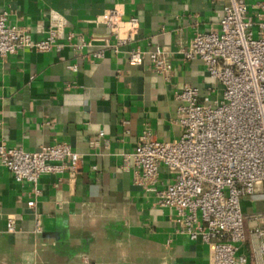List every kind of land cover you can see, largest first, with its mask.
Returning a JSON list of instances; mask_svg holds the SVG:
<instances>
[{
  "label": "crops",
  "instance_id": "obj_1",
  "mask_svg": "<svg viewBox=\"0 0 264 264\" xmlns=\"http://www.w3.org/2000/svg\"><path fill=\"white\" fill-rule=\"evenodd\" d=\"M249 11L264 0H247ZM117 7L123 18L140 20L135 44L162 48L172 56L169 79L158 75L147 57L130 64L107 48L102 58L84 59L73 47L62 51L25 49L0 56V144L35 151L44 145L69 143L83 156L75 176L45 174L38 182L36 208L27 204L30 185L18 182L0 163V264H210L211 248L175 231L173 211L157 204L135 180L126 159L140 136L150 131L158 140L179 138L175 93L180 84L209 87L213 97L221 85L204 62L185 60L179 53L197 32L220 27L223 2L212 0H0L9 23L25 27L35 39L45 36L53 12L67 21L75 40L92 42L83 53L105 48L114 40L102 22ZM69 64H76L77 70ZM100 132L104 136H100ZM172 181L166 167L160 185ZM247 238L240 253L246 264L264 263V236L251 233L263 223L249 214L264 210V194L245 196ZM35 212L44 232L34 233ZM9 217L17 231H7Z\"/></svg>",
  "mask_w": 264,
  "mask_h": 264
},
{
  "label": "built area",
  "instance_id": "obj_2",
  "mask_svg": "<svg viewBox=\"0 0 264 264\" xmlns=\"http://www.w3.org/2000/svg\"><path fill=\"white\" fill-rule=\"evenodd\" d=\"M212 1L223 2L220 27L195 33L179 53L185 60L204 62L211 78L221 85L218 96H212L211 87L203 94L194 84H180L175 93L179 138L158 140L147 130L126 159L133 161L136 182L154 194L158 205L173 211L176 233L210 246V264H246L247 256L240 253L247 238V215L241 201L245 196L264 194V2L255 5L258 11L253 16L247 0ZM52 14L45 36L35 39L25 27L9 23L8 10L2 11L0 56L25 49L62 51L71 46L77 56L89 59L104 57L106 47L116 53L128 47L130 64L140 65L148 57L152 69L169 79L171 54L135 44L140 28L137 16L124 19L117 7L108 10L102 22L114 40L105 48L83 53L92 42L84 37L75 40L74 32L65 31L63 15ZM68 67L77 70L76 64ZM82 160V154L67 142L35 151L0 144L1 165L18 182L30 185V208H36L43 175L69 172L75 176ZM162 167L172 175L165 185H160ZM249 218L263 222L251 233L264 236V210L250 213ZM7 231H17L14 217L8 218ZM43 232L41 215L35 212L34 233L40 236Z\"/></svg>",
  "mask_w": 264,
  "mask_h": 264
},
{
  "label": "rangeland",
  "instance_id": "obj_3",
  "mask_svg": "<svg viewBox=\"0 0 264 264\" xmlns=\"http://www.w3.org/2000/svg\"><path fill=\"white\" fill-rule=\"evenodd\" d=\"M1 246H3V243H2V241L0 240V247H1ZM0 249H1V248H0ZM1 256H2V257L5 256L6 259H11V258H10V253L5 252V251L0 253V259H1Z\"/></svg>",
  "mask_w": 264,
  "mask_h": 264
}]
</instances>
